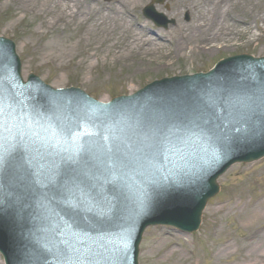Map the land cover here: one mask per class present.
I'll use <instances>...</instances> for the list:
<instances>
[{"label":"water","instance_id":"water-1","mask_svg":"<svg viewBox=\"0 0 264 264\" xmlns=\"http://www.w3.org/2000/svg\"><path fill=\"white\" fill-rule=\"evenodd\" d=\"M20 71L15 44L1 37L0 248L8 264H31L37 250L41 264H115L119 248V264H137L147 225L196 230L217 178L264 155V146L224 153L264 143V57H232L208 75L164 78L110 104L35 75L25 83ZM156 171L164 209L140 219L144 210L127 201Z\"/></svg>","mask_w":264,"mask_h":264},{"label":"rangeland","instance_id":"rangeland-1","mask_svg":"<svg viewBox=\"0 0 264 264\" xmlns=\"http://www.w3.org/2000/svg\"><path fill=\"white\" fill-rule=\"evenodd\" d=\"M111 2L113 0H100L102 5ZM149 2L151 0H138L133 15L138 23L144 24L154 34L172 33L181 23H189L191 20L189 10L181 16L178 14L177 0H165L162 4L156 3L155 7L173 19L174 24L158 26L143 14ZM42 21L40 15L21 9L17 0H0V36L8 37L16 43L24 77L35 73L55 88L80 87L104 102L114 96L134 93L155 79L207 71L220 59L234 54L264 55L262 21H258V29L254 30L258 34L255 40L250 39V32L238 33L233 44L196 54L169 42L171 45L161 47L158 55L147 58L135 55L125 60L115 58L112 50L105 53L102 43L96 47L82 41L81 25H65L60 22L47 27L42 25ZM57 40L63 43L62 47L66 50L68 46L74 47L70 48L71 51L44 57L41 46ZM217 182L220 185L219 193L208 201L202 224L197 231L187 233L162 224L149 226L145 230L140 244V264H238L236 260L240 254L247 251L239 250L241 240L251 229L241 225L239 213L219 214L215 209L228 203L241 205L253 202L264 195V157L252 162L235 163ZM217 218L223 224V232L220 234L212 233ZM257 225L264 228V216ZM229 238L235 239V250L216 257L214 253L218 245ZM0 264H5L1 254ZM258 264H264V260Z\"/></svg>","mask_w":264,"mask_h":264},{"label":"bare ground","instance_id":"bare-ground-1","mask_svg":"<svg viewBox=\"0 0 264 264\" xmlns=\"http://www.w3.org/2000/svg\"><path fill=\"white\" fill-rule=\"evenodd\" d=\"M21 9L33 15H40L42 25L52 27L57 23L81 25V40L94 46L102 43L106 52L120 60L141 55L147 58L158 55L164 45L174 42L178 48H185L191 54L210 52L213 49L233 44L238 33L250 32V39H258L256 31L258 21L264 24V0H177L178 14L191 12L189 23H181L175 30L167 33H152L138 23L133 9L138 0H113L102 5L100 0H17ZM61 39V36L58 37ZM170 42V43H169ZM61 41H54L41 46L43 56H53L63 51H71L74 46L63 48ZM71 48V49H70ZM257 123L255 121L254 127ZM175 163H178L175 162ZM174 179L177 170L168 171ZM169 174V175H170ZM168 176V175H167ZM216 213L237 212L242 226L250 228L241 240L239 250L247 249L236 260L238 264H258L264 260V228L257 222L264 216V195L257 200L222 205ZM215 213V214H216ZM223 232L221 221L215 220L212 233ZM160 238H157L159 240ZM234 238H229L218 245L214 255L218 257L235 250ZM238 249V248H237ZM182 255V254H181Z\"/></svg>","mask_w":264,"mask_h":264},{"label":"snow or ice","instance_id":"snow-or-ice-1","mask_svg":"<svg viewBox=\"0 0 264 264\" xmlns=\"http://www.w3.org/2000/svg\"><path fill=\"white\" fill-rule=\"evenodd\" d=\"M4 163V156L3 155H0V165H3ZM75 250V249H73Z\"/></svg>","mask_w":264,"mask_h":264}]
</instances>
